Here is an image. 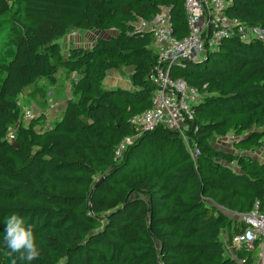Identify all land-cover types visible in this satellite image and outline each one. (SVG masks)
Listing matches in <instances>:
<instances>
[{"label":"trees","instance_id":"1","mask_svg":"<svg viewBox=\"0 0 264 264\" xmlns=\"http://www.w3.org/2000/svg\"><path fill=\"white\" fill-rule=\"evenodd\" d=\"M168 7L172 34L188 33L184 0H0V26L11 55L0 61V230L13 212L35 229L33 264H252L255 249L228 254L221 238L228 213L264 205V161L249 152L264 136V43L225 39L200 62L172 65L201 94L190 146L162 126L136 130L133 116L151 107L152 36L134 23ZM225 14L264 29V0H231ZM112 31L66 55L58 40L73 30ZM75 74L51 127L22 123L18 97L55 64ZM131 67V89L104 88L109 70ZM14 138H7L14 126ZM230 132L234 150L214 146ZM228 213H227V212ZM235 227L229 240L241 230ZM230 232V231H229ZM2 236V233H0ZM0 264H21L0 243Z\"/></svg>","mask_w":264,"mask_h":264},{"label":"built area","instance_id":"2","mask_svg":"<svg viewBox=\"0 0 264 264\" xmlns=\"http://www.w3.org/2000/svg\"><path fill=\"white\" fill-rule=\"evenodd\" d=\"M230 4L231 0H184L188 33L182 38L172 34L168 7H161L148 20L139 19L134 23L137 31L148 33L153 39L157 60L149 79L155 91L151 107L130 119L136 135L121 142L116 156L140 134L159 126L177 132L189 147L192 159L199 155L198 148H191L187 132L193 128V107L200 101L201 94L182 78H172L169 71L172 65L202 61L209 52L218 50L225 39L233 36L245 42L264 43L263 28L247 25L225 14ZM30 114L25 111L24 116L29 118ZM15 127L8 133L10 140L14 138ZM241 219L239 227L242 229L232 236V245L238 249H255L252 264H264V205L255 203L251 211L241 215Z\"/></svg>","mask_w":264,"mask_h":264},{"label":"rangeland","instance_id":"3","mask_svg":"<svg viewBox=\"0 0 264 264\" xmlns=\"http://www.w3.org/2000/svg\"><path fill=\"white\" fill-rule=\"evenodd\" d=\"M112 33V31L100 32L92 29L73 30L70 34L58 40V43L60 44L61 52L66 55L67 50L71 47L87 48L93 44L97 37H108ZM10 55L9 36L0 26V61L9 58ZM54 68L56 77V82L54 84H50L44 79H39L37 83L25 87L18 97V103L21 107L22 114H25V111L31 113L29 118L25 117L24 114L22 115V123L28 124L32 118L37 122L35 125L36 130L51 127L56 120L61 118L67 100L76 99L73 81L77 76L74 73L68 76L61 66V63L55 64ZM121 70L119 71L121 72ZM120 74L124 76V80L128 82L131 71ZM2 77L3 73L0 72V81ZM102 86L104 88L110 87L106 83H102ZM236 138L237 136L233 132H230L226 137L217 139L214 146L233 151V143ZM260 140L262 141V147L258 150L249 152V154L264 161V136L261 137ZM227 215L234 219V214L228 213Z\"/></svg>","mask_w":264,"mask_h":264},{"label":"clouds","instance_id":"4","mask_svg":"<svg viewBox=\"0 0 264 264\" xmlns=\"http://www.w3.org/2000/svg\"><path fill=\"white\" fill-rule=\"evenodd\" d=\"M2 225L0 243L8 256L15 257L21 264H33L40 257L34 226L16 212L8 215Z\"/></svg>","mask_w":264,"mask_h":264},{"label":"crops","instance_id":"5","mask_svg":"<svg viewBox=\"0 0 264 264\" xmlns=\"http://www.w3.org/2000/svg\"><path fill=\"white\" fill-rule=\"evenodd\" d=\"M119 70H121V72ZM119 70H109L107 72V76L104 78L102 83H106L110 87H120V88H125V89H131V87H132L131 86V80L129 79L127 82L126 80H124V76H122L120 73L130 72V71H132V68L131 67H122ZM108 79H109V81H108ZM232 214H234V219H232L233 221L231 224V228L229 230L230 232L223 230L221 232V238L224 242V247H225L227 253L232 254L234 256L235 249L237 250L238 248H236L232 245L231 241L229 240V233H232L234 231V226L237 227V226H240L242 224L241 223L242 222V219H241L242 214L235 213V212H233Z\"/></svg>","mask_w":264,"mask_h":264}]
</instances>
